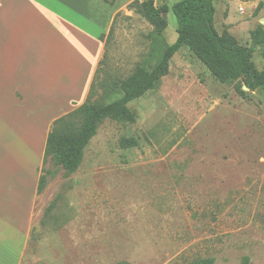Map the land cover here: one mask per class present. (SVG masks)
Returning <instances> with one entry per match:
<instances>
[{
  "label": "rangeland",
  "instance_id": "374dc122",
  "mask_svg": "<svg viewBox=\"0 0 264 264\" xmlns=\"http://www.w3.org/2000/svg\"><path fill=\"white\" fill-rule=\"evenodd\" d=\"M180 1L154 0L169 9L161 34L132 11L116 17L91 102L119 97L104 96L102 81L156 66L164 45L177 39L170 9ZM239 2H215L214 26L250 47L253 31L264 28V0H248L243 12ZM252 63L264 70L259 49ZM128 109L135 123L105 120L74 174L51 159L36 167L44 190L32 195L29 181L24 188L30 234L21 264H264L262 96L241 98L234 83H219L182 48L158 88ZM122 138L137 146L122 149ZM26 165L34 168L33 159ZM6 206V213L24 210Z\"/></svg>",
  "mask_w": 264,
  "mask_h": 264
},
{
  "label": "crops",
  "instance_id": "0c3cea01",
  "mask_svg": "<svg viewBox=\"0 0 264 264\" xmlns=\"http://www.w3.org/2000/svg\"><path fill=\"white\" fill-rule=\"evenodd\" d=\"M132 1L117 9L103 0H0V264L22 263L26 183L37 195L36 167L53 122L87 100L105 54L100 37ZM7 204L24 210L6 213Z\"/></svg>",
  "mask_w": 264,
  "mask_h": 264
},
{
  "label": "trees",
  "instance_id": "16d2710c",
  "mask_svg": "<svg viewBox=\"0 0 264 264\" xmlns=\"http://www.w3.org/2000/svg\"><path fill=\"white\" fill-rule=\"evenodd\" d=\"M103 1L114 4V0ZM217 1L182 0L174 4L170 10L177 23V39L172 45H164L156 66L150 71L137 67L130 76L120 81H102L104 96L119 95L107 104L90 101L93 81L85 103L53 122L46 139L43 164L51 159L65 175L74 174L82 163L84 150L105 120L135 123L136 115L128 109V105L158 88L162 78L168 74L172 58L182 48H186L219 83H234V90L241 98L259 93L264 101V70L258 71L252 63L257 49L264 61V28L259 26L253 31L250 47L240 46L225 32L219 35L214 26V4ZM126 9L139 15L158 34L167 28L165 16L169 9L166 5L156 7L154 0H134ZM112 27L107 38L112 33ZM104 38L101 36L100 40ZM244 87L247 91L243 90ZM119 146L130 149L136 147L137 142L122 138ZM44 183L45 177L41 175L37 195L44 190ZM193 264L214 263L211 259H202Z\"/></svg>",
  "mask_w": 264,
  "mask_h": 264
},
{
  "label": "built area",
  "instance_id": "2783aa9c",
  "mask_svg": "<svg viewBox=\"0 0 264 264\" xmlns=\"http://www.w3.org/2000/svg\"><path fill=\"white\" fill-rule=\"evenodd\" d=\"M240 2V7H239V10H240V12H243V9H244V5H245V3L248 1V0H239Z\"/></svg>",
  "mask_w": 264,
  "mask_h": 264
},
{
  "label": "water",
  "instance_id": "95a60500",
  "mask_svg": "<svg viewBox=\"0 0 264 264\" xmlns=\"http://www.w3.org/2000/svg\"><path fill=\"white\" fill-rule=\"evenodd\" d=\"M243 90H244V91H247V89H246L245 87L243 88Z\"/></svg>",
  "mask_w": 264,
  "mask_h": 264
}]
</instances>
